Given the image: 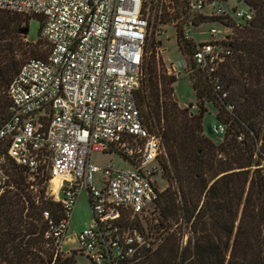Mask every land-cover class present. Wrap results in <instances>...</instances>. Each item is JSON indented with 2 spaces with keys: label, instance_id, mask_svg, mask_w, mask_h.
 <instances>
[{
  "label": "built area",
  "instance_id": "1",
  "mask_svg": "<svg viewBox=\"0 0 264 264\" xmlns=\"http://www.w3.org/2000/svg\"><path fill=\"white\" fill-rule=\"evenodd\" d=\"M153 1L0 0L1 10L35 18L49 47L45 58L26 59L7 86L10 114L0 122V146L14 164L45 176V194L61 205L58 218L42 211L54 258L76 253L63 244L81 191L93 217L75 240L77 251L92 264H136L153 246L147 233L124 225L127 215L134 218L154 207L160 192L154 179L162 136L146 126L138 105ZM237 2L242 6L229 0H189L188 5L195 13L229 17L237 24L251 20L253 10ZM188 22L185 36L196 44L192 58L225 98L216 70L232 54L226 44L229 27L211 25L209 37L198 41L192 32L196 26ZM168 74L180 76L174 66H168ZM212 131L222 142L226 124L218 121ZM93 151H115L131 167L95 163ZM0 174L2 183L7 176ZM54 178L57 191L52 190Z\"/></svg>",
  "mask_w": 264,
  "mask_h": 264
},
{
  "label": "trees",
  "instance_id": "2",
  "mask_svg": "<svg viewBox=\"0 0 264 264\" xmlns=\"http://www.w3.org/2000/svg\"><path fill=\"white\" fill-rule=\"evenodd\" d=\"M175 1L185 6L175 34L179 50L188 56L184 72L192 83L197 112L189 106L178 107L171 87L176 78L160 72L154 54L145 59L146 81L138 93V105L146 126L162 136L165 161L159 164L157 159L160 169L155 177L171 172L176 184L173 191L170 187L160 190L155 201L162 216L159 226L164 227L174 213L172 225L184 219L189 238L181 245L176 229L168 231L136 264H264V0H243L254 15L239 24L229 17L195 13L189 0ZM1 11L4 20L0 22L7 26L4 36L0 33V122L10 114L6 89L22 64L23 29L27 27L28 32L27 22L32 18ZM189 20L193 26L208 22L229 27L226 44L232 54L216 70L227 91L225 98L214 91L209 74L192 58L196 44L185 36ZM47 48L45 52L30 49L29 58H45ZM204 102L212 103L218 121L227 124L229 138L220 145L203 133ZM229 104L231 111L226 109ZM218 148L225 155L217 158ZM4 154L5 147L0 146V155L10 160ZM10 163L0 183V264H74L70 256L54 258L45 237L47 222L42 211L47 209L58 218L61 209L59 202L45 195V176L31 175ZM32 183H39L34 192L29 189ZM134 218L127 215L124 225L140 230Z\"/></svg>",
  "mask_w": 264,
  "mask_h": 264
},
{
  "label": "rangeland",
  "instance_id": "3",
  "mask_svg": "<svg viewBox=\"0 0 264 264\" xmlns=\"http://www.w3.org/2000/svg\"><path fill=\"white\" fill-rule=\"evenodd\" d=\"M230 4L241 7L242 4L238 3L237 0H229ZM152 8V20L149 27V41L147 46V57L150 58L154 54L156 65L162 74H168V66H174L177 71L180 72V76L176 78L171 84L173 88L172 97L173 100L177 102V105L180 109L188 108L186 104L191 108V111L197 112V108L192 106L196 103V96L193 92L192 83L189 77L185 74L184 68V57H188L184 52H181L177 46L176 41V31L180 28L179 16L181 14V9H185L184 2L183 4L177 2L175 0H154ZM188 16H190V11L188 10ZM3 11L0 10V21L4 17H2ZM178 15L177 18L174 16ZM20 16V15H18ZM21 19H24L23 16H20ZM156 19V21H155ZM162 21V22H159ZM28 32L23 33L25 36L22 38V43H20V47L22 46V50L25 52L20 55L23 58L22 63L28 59L30 49L39 48L42 51H46L48 48L47 42L39 36V22L35 18L28 19ZM23 25V21L20 23ZM211 23H202L193 29L194 38L198 41L207 39L209 37V28ZM7 26L6 22H0V33L4 36L5 27ZM219 27L218 25H215ZM2 28V29H1ZM17 45V44H15ZM19 45V44H18ZM174 93L177 97V100L174 99ZM204 107L207 109L203 116V133L204 135L210 139L215 145H220L224 141H226L229 136L225 135L222 142L219 141L215 137V134L212 131V126L218 122L219 119L216 117V108L215 106L209 102H204ZM221 121V120H220ZM227 127V124H226ZM217 158L225 155L224 152H219V148L216 150ZM220 153V154H219ZM165 153L164 150L159 156V164L164 163L165 161ZM91 160L95 163L99 164H108L113 163L117 167L120 168H130L131 165L128 161H126L119 153L113 151L111 153H100L93 151L91 153ZM11 161L4 158L3 155H0V172L7 175L5 172V168L11 166ZM161 162V163H160ZM170 173V174H169ZM172 173L166 172L157 175L154 179L155 185L163 191L166 188L170 187V191H173L176 188V184L172 182L170 177ZM34 179V178H33ZM98 184L101 185L100 180L98 179ZM34 183H36L34 181ZM39 184V183H37ZM42 188L43 186L40 185ZM34 192L35 187H29ZM46 190L47 188L44 187ZM56 191V189H53ZM49 197L47 194H45ZM179 198L177 199V201ZM162 201V198L161 200ZM159 201V202H160ZM159 205L156 207H151L150 210L146 213H142L139 216H135V220L140 224V230L147 233L153 240L152 249H155L160 242L159 239H162L168 231H172L176 229L178 239H181V245H184L189 238V229L186 226V223L183 221L184 219L180 218V220L172 225V215L170 214L168 219L164 221V227L159 226V221L162 219L160 215ZM93 214L91 208L89 206L87 194L85 191H81L77 203L72 212V217L69 222L65 237L66 241L63 244V249L65 251H76L74 257H72L73 261L76 264H92L90 259L83 254L78 249V242L75 240L76 234L82 229L84 226H87L90 220L92 219ZM170 221V222H169ZM171 223V224H170Z\"/></svg>",
  "mask_w": 264,
  "mask_h": 264
},
{
  "label": "bare ground",
  "instance_id": "4",
  "mask_svg": "<svg viewBox=\"0 0 264 264\" xmlns=\"http://www.w3.org/2000/svg\"><path fill=\"white\" fill-rule=\"evenodd\" d=\"M58 183H59V180H58L57 178H54V179L52 180V188H53V189H56V191H57V189H58Z\"/></svg>",
  "mask_w": 264,
  "mask_h": 264
},
{
  "label": "water",
  "instance_id": "5",
  "mask_svg": "<svg viewBox=\"0 0 264 264\" xmlns=\"http://www.w3.org/2000/svg\"><path fill=\"white\" fill-rule=\"evenodd\" d=\"M26 32H27V27H25V28L23 29V33H26ZM174 99L177 100V97H176L175 93H174ZM0 175H1V174H0Z\"/></svg>",
  "mask_w": 264,
  "mask_h": 264
},
{
  "label": "crops",
  "instance_id": "6",
  "mask_svg": "<svg viewBox=\"0 0 264 264\" xmlns=\"http://www.w3.org/2000/svg\"><path fill=\"white\" fill-rule=\"evenodd\" d=\"M108 153H111V152H108ZM80 230H81V229H80ZM80 230H79V231H80Z\"/></svg>",
  "mask_w": 264,
  "mask_h": 264
}]
</instances>
